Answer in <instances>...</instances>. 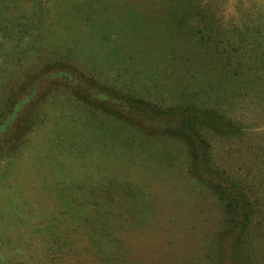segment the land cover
Returning <instances> with one entry per match:
<instances>
[{
  "label": "rangeland",
  "instance_id": "374dc122",
  "mask_svg": "<svg viewBox=\"0 0 264 264\" xmlns=\"http://www.w3.org/2000/svg\"><path fill=\"white\" fill-rule=\"evenodd\" d=\"M0 264H264V0H0Z\"/></svg>",
  "mask_w": 264,
  "mask_h": 264
}]
</instances>
